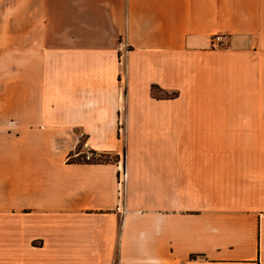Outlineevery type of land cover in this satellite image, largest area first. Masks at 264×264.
I'll return each mask as SVG.
<instances>
[{"label": "crops", "instance_id": "obj_1", "mask_svg": "<svg viewBox=\"0 0 264 264\" xmlns=\"http://www.w3.org/2000/svg\"><path fill=\"white\" fill-rule=\"evenodd\" d=\"M0 264H264V0H0Z\"/></svg>", "mask_w": 264, "mask_h": 264}, {"label": "built area", "instance_id": "obj_2", "mask_svg": "<svg viewBox=\"0 0 264 264\" xmlns=\"http://www.w3.org/2000/svg\"><path fill=\"white\" fill-rule=\"evenodd\" d=\"M224 40V36L220 33H215L213 35V42L214 43H220ZM76 155H81L79 152H76L73 154V156ZM105 156V157H103ZM71 157V156H70ZM106 158V159H112V155L110 152H104L100 150H86L82 153L81 159L82 160H88V161H96V160H101V158ZM121 183V181H120Z\"/></svg>", "mask_w": 264, "mask_h": 264}, {"label": "trees", "instance_id": "obj_3", "mask_svg": "<svg viewBox=\"0 0 264 264\" xmlns=\"http://www.w3.org/2000/svg\"><path fill=\"white\" fill-rule=\"evenodd\" d=\"M151 93L154 97H161V98H169V97H173L175 96V93H170L164 89H161L160 87H158L157 85H152L151 86ZM115 155H113L111 160H115ZM106 160V159H103ZM88 161V160H86Z\"/></svg>", "mask_w": 264, "mask_h": 264}, {"label": "rangeland", "instance_id": "obj_4", "mask_svg": "<svg viewBox=\"0 0 264 264\" xmlns=\"http://www.w3.org/2000/svg\"><path fill=\"white\" fill-rule=\"evenodd\" d=\"M82 141H83V138L81 137V138H80V142H79V143H81ZM91 150H92V149H91ZM85 151H86V150H85ZM83 152H84V151H83ZM83 152H79V154L81 153V155H76V156H74V157H78V158H80V159H81V156H82V153H83ZM111 155L113 156V154H112V153H111ZM103 157H105V156H103ZM103 157L101 158V160H103V159H106V158H103Z\"/></svg>", "mask_w": 264, "mask_h": 264}]
</instances>
